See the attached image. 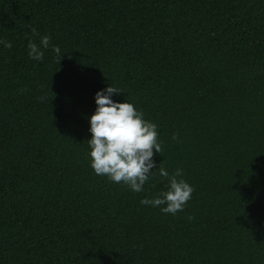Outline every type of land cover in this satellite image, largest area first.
<instances>
[{"label":"trees","instance_id":"obj_1","mask_svg":"<svg viewBox=\"0 0 264 264\" xmlns=\"http://www.w3.org/2000/svg\"><path fill=\"white\" fill-rule=\"evenodd\" d=\"M0 40V264H264V0H0ZM110 84L193 186L183 211L141 205L158 172L135 193L90 168Z\"/></svg>","mask_w":264,"mask_h":264},{"label":"clouds","instance_id":"obj_2","mask_svg":"<svg viewBox=\"0 0 264 264\" xmlns=\"http://www.w3.org/2000/svg\"><path fill=\"white\" fill-rule=\"evenodd\" d=\"M32 31L35 34V29ZM50 40L48 35L40 37L39 43L30 40L27 44L29 57L42 60ZM0 44L5 48L12 47L10 41L0 40ZM51 47L57 56L61 55L59 46ZM119 93L121 91L110 84L94 95L96 108L88 117L90 168L96 175L123 184L135 193L143 192L145 184L158 172L160 177L168 179V190L156 197L141 199L140 203L159 208L164 214L175 215L183 211L192 198L194 188L182 178V169L177 168L170 175L161 164L157 168L153 159L154 152L161 151L157 125L145 120L143 113L127 100L121 103L112 99Z\"/></svg>","mask_w":264,"mask_h":264}]
</instances>
